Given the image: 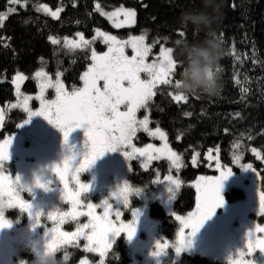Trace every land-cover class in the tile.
<instances>
[{
  "label": "trees",
  "instance_id": "obj_1",
  "mask_svg": "<svg viewBox=\"0 0 264 264\" xmlns=\"http://www.w3.org/2000/svg\"><path fill=\"white\" fill-rule=\"evenodd\" d=\"M96 2L106 9L122 5L135 8L136 24L130 28H113L96 9ZM217 2L221 5L220 18L214 27L223 48L216 68L219 71L214 70L219 83L217 94L187 95V103H177L168 95L176 91L174 86L159 85L155 90L156 96L146 108L152 122L166 133L169 144L181 158L178 172L182 184L174 201V210L179 215L186 214L195 205L196 191L189 183L201 174L217 172L205 156L210 149L219 148L220 157L226 163L232 162L234 151L243 150L244 158L252 160L259 168L258 183L264 191L263 163L250 151V147L258 148L264 157V0ZM42 4L61 7L60 17L55 19L37 11ZM9 7L17 6L9 5L8 0H0V13L8 15L0 26V104L15 99L14 84L1 79L17 72L27 77L24 90L28 93L34 90L37 82L34 74L41 69L51 75L62 73L63 81L70 89L78 85L80 76L91 63V49L94 46L99 49L101 43L95 42L83 50L66 49L63 38L74 37L76 32H83L88 40H92L96 29L112 33L120 39L146 34L145 42L148 44L159 40L152 49L150 60L164 44L173 48V56L178 62L183 57L179 55L177 40L197 43L205 37L203 31L195 30L192 25L184 27L179 23L182 13L203 10L202 0H28L27 8L17 7L15 14L7 13ZM181 31L183 36L179 34ZM49 36L59 38L61 44H51ZM181 71L182 67H178L174 79H179ZM186 112L191 115H184ZM195 151L199 152L196 164L193 162ZM3 168L14 172V168L8 165ZM169 171L177 172L165 159H160L142 172L141 179L130 178L134 185H143L150 192L157 175ZM225 198L228 201L240 200L244 198V193L232 187L226 191ZM149 211L158 222L160 232L173 242L178 226L175 217L154 199L149 201ZM84 250L81 244L77 254L84 256ZM61 253L62 250L54 255L56 264H69ZM88 255L97 260L96 255ZM169 255L161 264H177L173 259V247H170ZM75 257L71 264L78 262ZM25 258L33 263L36 256L34 252H29ZM106 260L109 264L130 263L131 248L124 236L115 240ZM182 260L186 264H230L226 260L200 254H184Z\"/></svg>",
  "mask_w": 264,
  "mask_h": 264
},
{
  "label": "snow or ice",
  "instance_id": "obj_2",
  "mask_svg": "<svg viewBox=\"0 0 264 264\" xmlns=\"http://www.w3.org/2000/svg\"><path fill=\"white\" fill-rule=\"evenodd\" d=\"M9 5H15L19 8H27L28 0H8ZM17 7H9L7 13L15 14ZM100 10V5H96ZM63 9L57 8L52 11L47 5H40L37 11H42L51 17L58 19ZM101 15L106 16L112 22L113 27L120 29L130 27L136 23L137 13L130 8L119 7L112 12H103ZM121 16L123 19H121ZM8 18L6 13H0V26ZM25 24L28 21H24ZM181 36L184 32L179 33ZM96 38H101L102 43L107 45V50L103 53H98L95 48L91 49L90 60L87 70L82 73L80 80L83 86L76 88L73 86L72 91H68L65 84L60 79L62 73H57L56 80L43 70L35 72L34 77L38 81L39 96L36 99L40 100V108L31 110L28 102L32 97L23 96L17 104H13L12 108L20 107L27 112V119L23 123H28L31 117L41 116L48 121L52 126L57 128L63 136V141L67 144L70 134L79 128H83L85 136V149L82 153V158L77 160V154L72 151L71 147L68 154L64 156L58 164H53L51 171L54 173L59 184L62 185L61 199L71 204V208L67 212H61L59 209L47 213V219L54 221L57 225L66 223L69 219L75 221L81 216L88 217V222L78 224L74 232L61 231L59 226L47 230L46 244L44 249L45 255H52L60 245L78 243L80 239L87 241L85 250L87 252H98L101 257H104L114 243V239L122 233L126 234L128 240H131L137 230L138 210H133V220L129 223L120 221L119 225L113 222L109 217L111 215L112 205L105 199L101 204H93L88 202L84 204L81 197L82 194L90 191V184L79 182L78 175L81 172H86L94 163L103 157L105 153L119 151L127 161L139 157L145 158L147 161L158 160L161 157H166L171 161L172 165L177 169L180 165V156L173 151L167 143L166 133L156 127L154 131L149 129V117L145 115L142 120H137V112L144 108L146 109L149 102L156 96V89L159 85L178 86L179 79H174L178 67L182 65L174 58L173 48L165 47L161 44L159 53L155 55L151 62L148 58L152 53L153 47L159 40L153 43H146V34L130 35L127 39H118L116 35H111L107 32L95 30V36L92 40L85 38L82 32H76L75 38L65 36L63 38V46L69 50L86 49L95 43ZM49 41L53 45L61 44V40L49 36ZM180 41L177 40L178 44ZM130 48L132 55L126 53V49ZM167 65V67H165ZM219 71V69H216ZM142 74L146 78H142ZM27 77L17 72L12 78V84L15 85L17 97L22 95L21 84ZM49 88L55 89V99L46 101L44 99L45 91ZM175 88V87H174ZM242 91H247L243 89ZM168 95L177 103H187L188 96L175 92H169ZM125 110H121V108ZM161 111H163L161 109ZM190 116V112L184 113ZM237 115H239L237 113ZM4 120L3 110L0 109V126ZM18 127L22 124H18ZM142 129L152 137H158L164 141L162 146L157 147L152 143H148L144 147H136L132 141L138 130ZM12 144V136H8L0 140V169L10 159V146ZM130 148L131 151L126 149ZM253 151H255L253 149ZM208 159H212L209 153ZM241 157L237 155L234 163L242 169H251L260 177V172L255 170L251 164L241 165ZM195 162V161H193ZM147 168V164L144 165ZM217 170H220V165L217 163ZM129 170L130 167H129ZM233 175L232 169L227 168L220 170V174L215 177H200L195 187L200 195L197 196V205L194 212H190L187 217L175 215V219L179 221L181 227L176 234V242L171 245L175 248V253L179 256L183 251L192 246V238L199 232L204 223L209 220L215 213L216 209L224 205V198L221 195L223 182ZM72 176L76 179L78 188L72 190L69 188L68 177ZM175 189H179L181 181L174 178L171 174L164 177ZM160 180L156 181L159 182ZM51 181L41 182L38 176L35 180V186L49 190ZM26 185L21 182V178L16 176L13 179L10 176L3 175L0 172V197L8 196V206L12 207L15 200L21 211L27 212L30 216L33 213L31 202L19 199V188ZM27 191L31 192V188L27 186ZM135 195H138L141 189L132 190ZM171 191V189H170ZM130 192L127 181L124 182L123 188L118 193H113L115 198L123 200L125 206L129 203L128 194ZM86 207V211L80 210ZM97 207H103V215L96 213ZM4 205L0 201V229L10 227L11 222L5 218ZM259 215H264V191L259 192ZM117 220H120L121 213L117 210ZM42 214L35 212L36 224H40ZM186 230H188L186 232ZM254 232L264 233V227L256 225L247 234L246 248L250 255L255 249L264 252V239H256L254 241ZM110 235L112 240L109 239ZM167 241L161 245L160 240L156 241L155 248H167ZM153 256H159V251L151 253ZM237 255L243 256L244 251L238 250ZM24 264V262H22ZM103 264V260H101ZM234 264H242L240 259L234 261Z\"/></svg>",
  "mask_w": 264,
  "mask_h": 264
},
{
  "label": "rangeland",
  "instance_id": "obj_3",
  "mask_svg": "<svg viewBox=\"0 0 264 264\" xmlns=\"http://www.w3.org/2000/svg\"><path fill=\"white\" fill-rule=\"evenodd\" d=\"M97 4L100 5V10H98L97 7L96 9L100 12L101 10L103 12H112V11H115L119 7L130 8L136 11L135 8L124 6V5L117 6L113 9H106L100 4V2H96V5ZM42 5H47L52 11H56L57 8H61V7H51L48 4H42ZM121 19H123L122 16H121ZM109 22L113 27L112 22L111 21ZM134 25L130 27H133ZM130 27H124V28H130ZM100 31H103V30H100ZM109 34L114 35L112 33H109ZM94 36H95V31L92 35V39ZM72 38H75V36ZM127 38L128 37L124 39H127ZM118 39L120 38L118 37ZM95 42L101 43V46L99 49H97L95 46L93 47L98 53H103L104 51L107 50V45L102 43L101 38H96ZM164 46L170 47L168 45H164ZM128 49L131 50L130 48ZM158 53L159 51L156 53V55ZM151 56L152 54H150L149 58H151ZM148 60L151 62L150 59ZM48 75L51 77L53 81L56 80L57 74L56 75L48 74ZM142 78H146V77H144L142 74ZM60 79L63 81L62 76H60ZM63 83L65 84L64 81ZM65 87L68 91H72V89H70L66 84H65ZM39 92L40 90L38 89V91L34 94H27L23 92V90L21 89L22 95L18 97L16 104L19 102V100L23 99V96H30L32 97V99H30L28 102L29 108L33 111L38 110L41 106L40 100L36 99V97L39 96ZM15 94H16V91H15ZM48 94L51 95L49 96L50 99L55 98V95H56L55 89L54 88L47 89L44 94V99H47V100L49 99L47 97ZM0 109H3L2 104H0ZM17 109L18 111L23 110L20 107H17ZM25 113L27 114V112ZM155 129L156 127H152V129L150 130L154 131ZM27 134L28 132L26 131V127H23L22 136H19V137L12 136V144L9 149L10 159L4 164V166L8 165V167H13L14 172L12 173V172L6 171L4 170V168L0 169V172H2L3 175L10 176V178L13 180L16 176H19L21 178V182L26 185L25 187L18 189L19 199L21 197L20 191L24 188H27V186L29 188L32 186L33 190H38L40 192H43L41 188H38L35 186V183L33 181H29L27 179V176L25 173V171H27L28 164L26 163V160L24 159V155L21 153V152H24L25 149L23 146L20 145L19 140L21 137L27 136ZM155 138L157 139V142L152 143V144H154L157 147L162 146L164 141H161L158 137H155ZM167 143L169 144L168 139H167ZM169 146L173 151H175L170 144ZM250 149H251L250 151L257 157V159L262 161L263 168H264V157L262 156L260 150L255 147H250ZM253 149L255 151H253ZM209 153L212 156V159L211 160L209 159V162H210L209 165L213 169H215L217 172L210 173V174H201L189 183L194 187L196 191V200H195L194 207L184 215H179L174 210V201H175L177 192L179 191L180 188L177 190L168 181L164 180L165 176L171 174L174 178L179 179L182 184V179L178 172V169L180 167L178 169L174 167L171 161L168 160L166 157L160 158V159H165L169 163L170 168L172 170L176 169L177 172L175 173L174 171H169L163 175L159 174L157 175L156 180L152 181L153 188L151 189L150 192H147L146 188L143 189L142 195H140L143 200L141 204H139L138 206L134 208L135 210L139 211V216L137 218L136 233L131 240H128L126 237V234L124 233L120 235V236H124L127 239L130 245V248H131V261L129 264H161L164 260L170 257L169 255L170 247H172L171 245L175 244L176 234L178 233L179 228L181 227L178 221V226L175 231L174 241L172 242L168 240L160 232L158 222L150 215V211H149V201L150 200H153V199L158 200L163 205L165 211L168 214H172L174 217L175 215L187 217V215L190 212H194L196 210L197 196L200 195V193L197 192V188L195 187V185L198 182L199 178L202 176L203 177L218 176L220 174V170H225L227 168L232 169L233 175L223 182V188H222L221 195L224 198V205L216 209L214 215L204 223V225L200 228L199 232L192 238V246L190 248L186 249L179 256H177L175 253V248L173 247V259L177 262V264H186L182 260V257L184 254H191V255L200 254V255L208 256L212 259L226 260L230 264H234V261L237 259H240L242 261V264H264V252H260L259 249L257 248L255 249V251H253L249 255L247 252V248H246L248 232L252 230L253 228H255L256 225H259L260 227H264V215L258 214L259 192L261 191L259 187V183H258L259 177H257L256 173L252 171L251 169L245 170V169H242L239 165H236L234 163V159L237 155H239L241 157V160H240L241 165L251 164L253 168L257 170L258 172H259V168L255 165V163L252 160H247L244 158L245 153L243 152V150L242 152L234 151L232 155L231 163H226L221 159L219 148L208 150L205 154L207 158L209 156ZM198 154L199 152L195 151L194 156H193V161H195L194 164H196L198 160ZM152 161L149 162L145 158L141 157L142 164L143 165L147 164V168L149 167ZM217 163H219L220 165V170H217V167H216ZM180 165H181V160H180ZM158 180L160 181L156 182ZM51 182L55 185L54 181H51ZM232 187L239 188L244 193V198L240 200H235V201H228L225 198V193L227 190H229ZM0 201H2L4 205L3 210H4L5 218L11 222L10 227L0 229V264H22V262H24V264H33V263L27 262L25 258V254L29 252H34V255L37 258L38 255L44 252L45 244L47 240V236H46L47 230H51L53 227L59 226L57 225L56 222L50 221L47 219V213L50 211H54L56 209L55 206L51 204L47 205L45 209L46 213L44 214L45 223L42 222L39 226L34 227L31 225L29 219L27 218L24 219V214L18 208L19 205L15 200H13L14 206L12 207L8 206L9 197L6 195L3 197H0ZM62 208L63 207L61 206L60 209ZM128 212L129 211L127 210L126 213ZM120 221L125 222L123 219H121L115 223L119 225ZM125 223H128V222H125ZM187 231L188 230H186V232ZM109 239L110 240L113 239L111 235ZM256 239H264V233L254 232V241ZM158 240H160L161 245H164L165 242L167 241L169 246L167 248L156 249L155 243ZM86 243L87 241L83 240L84 248H85ZM63 246L65 245H60L55 250V252L52 254V256L54 257L55 253L60 252ZM238 250L244 251V255L242 257L237 255ZM157 251H159L161 255L159 256L151 255V253L157 252ZM90 253L96 255L97 260H92L89 256L84 255L80 258V260L78 261V264H101V260H103V264H109L108 261L106 260V256L108 252L105 254L104 257H101L98 252H90Z\"/></svg>",
  "mask_w": 264,
  "mask_h": 264
},
{
  "label": "flooded vegetation",
  "instance_id": "obj_4",
  "mask_svg": "<svg viewBox=\"0 0 264 264\" xmlns=\"http://www.w3.org/2000/svg\"><path fill=\"white\" fill-rule=\"evenodd\" d=\"M126 53L131 56L132 51L127 49ZM150 59V58H148ZM150 62V61H149ZM13 76H10L6 79L9 82H12ZM25 82V81H24ZM24 82L21 84V89L23 92L27 94H34L38 91V81L34 86V90L30 93L24 90ZM82 81L76 85V88L82 87ZM51 96L48 94V98ZM53 99H45L46 101H51ZM18 97L15 96L14 100H5L2 104L3 106V116L4 120L2 126H0V140L8 137V136H22L23 127H26V131L28 132L27 136L21 137L19 143L24 147V152H21L24 155V159L28 164L27 171H25L27 179L29 181H33L35 183L36 177L41 178V182L45 181H54L55 185L51 182L49 185V190L40 192L38 190H33L32 186L31 192L27 191V188H24L20 191V200L31 202L33 206V213L30 216L27 212H23L24 219H29L32 226H39L42 222L45 223L44 214L46 213L45 209L47 205H54L56 209H59L61 212L69 211L71 208V204L63 201L61 199V189L62 185L59 184V181L56 179L54 173L51 171V167L53 164H58L62 161L65 155L68 154V150L71 147L72 151L77 154V160L82 158V153L86 151L84 141V131L83 128H79L74 130L68 139L67 144L63 141L62 133L49 124L47 134L42 137L38 128V121L41 116L31 117L28 123H23L25 119H27V114L22 110L18 111L17 108H12L13 104H16ZM121 110H125L123 107ZM148 115L149 117V129L152 127H157L151 120L149 116V112L147 109H140L137 112V120H142V118ZM18 124H22V126L18 127ZM157 139L155 137L150 136L147 132L142 129L138 130L136 136L133 138L132 143L136 147H144L148 143H156ZM127 151H131L130 148L126 149ZM153 160L148 168H144V165L141 162V157L137 155L136 158L127 161L125 157L119 152H109L105 153L103 157L98 159L92 167H90L86 172H81L78 175L79 182L81 184L89 183L90 191L88 193L82 194V201L84 204L91 202L93 204H101L103 200L107 199L109 204L112 205L110 219L113 222H117L116 211L118 210L121 213L120 220L123 219L125 222H131L133 220L132 212L136 206L141 204L143 189L145 186L139 185L136 186L131 182V176H135L139 179L142 176V172L148 170L153 162ZM129 167L131 170H129ZM120 177V178H119ZM46 178V180H45ZM52 179V180H51ZM127 181L130 192L128 194L129 203L127 206L123 203V200H117L113 193H118L124 185V182ZM69 188L72 190H76L78 188L76 179L72 176L68 177ZM58 184V185H57ZM141 189L138 195H135L134 189ZM43 200V201H41ZM63 207L60 209V207ZM20 209V207H18ZM21 210V209H20ZM80 210L86 211V207L81 208ZM127 210L129 211L128 213ZM39 211L42 214L40 224L37 225L35 221V212ZM96 213L98 215H103V207H97ZM88 222V217L81 216L77 220L73 221L69 219L66 223L59 225L61 231L64 232H74L78 224H84ZM120 237V236H119ZM117 237L116 239H118ZM115 239V240H116ZM115 242V241H114ZM83 244V239H80L78 243L67 244L63 246L62 257L65 260H68L71 264V261L75 257V260H80L81 255L77 254V248ZM85 255L89 256L90 252L84 250ZM54 258V257H53ZM78 264V262L76 263Z\"/></svg>",
  "mask_w": 264,
  "mask_h": 264
},
{
  "label": "clouds",
  "instance_id": "obj_5",
  "mask_svg": "<svg viewBox=\"0 0 264 264\" xmlns=\"http://www.w3.org/2000/svg\"><path fill=\"white\" fill-rule=\"evenodd\" d=\"M203 10L182 13L179 23L187 27L192 25L197 31H203L205 37L197 43L180 41L177 47L183 57L179 63L182 71L179 74V84L174 86L178 93L184 95L203 94L214 96L219 89L218 76L214 71L223 54L220 37L216 28L220 18L221 5L217 0H202ZM167 67V65H165ZM33 264H56L52 255L44 252L37 256Z\"/></svg>",
  "mask_w": 264,
  "mask_h": 264
},
{
  "label": "water",
  "instance_id": "obj_6",
  "mask_svg": "<svg viewBox=\"0 0 264 264\" xmlns=\"http://www.w3.org/2000/svg\"><path fill=\"white\" fill-rule=\"evenodd\" d=\"M49 124L47 120H45L43 117H41L38 121V128H39V132L41 133V136L44 137L47 132H48V128H49Z\"/></svg>",
  "mask_w": 264,
  "mask_h": 264
}]
</instances>
